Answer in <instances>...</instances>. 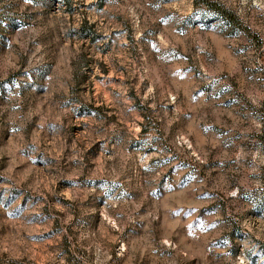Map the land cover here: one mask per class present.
<instances>
[{"label": "rangeland", "instance_id": "1", "mask_svg": "<svg viewBox=\"0 0 264 264\" xmlns=\"http://www.w3.org/2000/svg\"><path fill=\"white\" fill-rule=\"evenodd\" d=\"M0 264H264V0H0Z\"/></svg>", "mask_w": 264, "mask_h": 264}]
</instances>
